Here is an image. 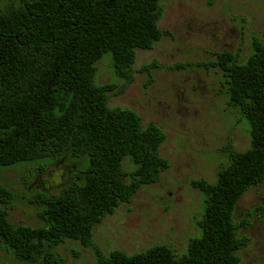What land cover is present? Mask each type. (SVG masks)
<instances>
[{"label": "trees", "instance_id": "trees-1", "mask_svg": "<svg viewBox=\"0 0 264 264\" xmlns=\"http://www.w3.org/2000/svg\"><path fill=\"white\" fill-rule=\"evenodd\" d=\"M164 0H10L0 10V167L68 157L83 163L78 177L41 198L42 225H15L8 215L14 193L0 184V248L25 264H64L59 247L75 241L93 250L95 264H242L241 235L250 218L264 220V205L237 222L242 196L264 183V40L254 37L243 62L222 51L202 66L222 71L228 104L250 129L251 146H226L229 163L216 182L193 180L203 196L200 235L178 254L166 244L109 254L94 243L108 216L130 204L143 186L170 167L161 155L166 134L143 125L134 110L110 107L114 83H97L98 63L110 56L118 80L134 81L137 50H150L170 32L159 27ZM153 64L145 65L150 71ZM172 70L178 65L170 67ZM134 169L127 172L124 162Z\"/></svg>", "mask_w": 264, "mask_h": 264}, {"label": "rangeland", "instance_id": "rangeland-1", "mask_svg": "<svg viewBox=\"0 0 264 264\" xmlns=\"http://www.w3.org/2000/svg\"><path fill=\"white\" fill-rule=\"evenodd\" d=\"M10 0H0V10ZM159 27L170 32L150 50H137L134 81L118 80L110 56L98 63L97 83H114L110 107L134 110L143 125L159 126L166 134L161 155L170 167L157 183L143 186L130 204L120 206L99 224L94 243L105 254L121 250L128 254L166 244L178 254L187 250L191 238L200 235L203 196L193 180L216 182L220 169L229 163L226 146L238 151L251 146L249 126L228 104L227 84L221 70L202 66L222 51L238 53L245 61L252 40H264V0H164ZM153 64L150 71L145 65ZM178 65L172 70L170 67ZM83 163L68 157L0 167V184L15 199L8 207L15 225H42L41 196L55 195L79 174ZM127 172L134 167L124 162ZM264 205V183L248 190L237 204L235 220ZM250 239L240 251L242 264H264V220L250 218L240 231ZM59 254L64 264H95L93 250L75 241L63 243ZM0 264H25L0 248Z\"/></svg>", "mask_w": 264, "mask_h": 264}]
</instances>
